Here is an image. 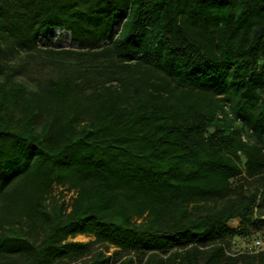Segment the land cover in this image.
<instances>
[{"label":"trees","instance_id":"trees-1","mask_svg":"<svg viewBox=\"0 0 264 264\" xmlns=\"http://www.w3.org/2000/svg\"><path fill=\"white\" fill-rule=\"evenodd\" d=\"M86 2L0 0V264H264L226 253L264 226V0ZM53 29L30 88L2 58Z\"/></svg>","mask_w":264,"mask_h":264},{"label":"rangeland","instance_id":"rangeland-1","mask_svg":"<svg viewBox=\"0 0 264 264\" xmlns=\"http://www.w3.org/2000/svg\"><path fill=\"white\" fill-rule=\"evenodd\" d=\"M56 2L62 3L65 6L67 3L75 4L82 11H88L86 0H56ZM121 20L118 21L114 26V32L117 33L120 29ZM22 33V32H21ZM20 35V33H19ZM19 37H9L7 39L1 40L3 47L7 44H12L14 41H18ZM58 50V49H72L79 50L77 44L72 43L70 39V32L65 29H53L46 33H42L37 37L36 49L30 51L22 50L20 52H8L2 58V61L8 63L9 65L17 69L18 77L24 81L30 88H34L39 81H43L48 77H56L59 73V69L53 67L47 63V56L43 52L48 50ZM90 63H83L81 69L84 71V75L88 77V80L98 79L99 75L95 73L93 68L91 69ZM74 67V66H73ZM71 69H74V68ZM88 83L86 86V91H91L90 85ZM53 195L55 197H65V201H69L72 196L71 192H68L66 188L57 185L53 186ZM240 222L238 220H233L228 223V227L231 230L238 229ZM256 239H260L264 242V226L259 230H252L248 235L236 236L230 240L229 250L233 253L243 251L247 246L251 245ZM68 240L88 242L93 241L94 237L92 235H78L73 239L68 238ZM94 248L105 250L104 247L100 245H95ZM108 254L115 251V248L108 247ZM79 264V263H71ZM138 264V263H136Z\"/></svg>","mask_w":264,"mask_h":264},{"label":"built area","instance_id":"built-area-1","mask_svg":"<svg viewBox=\"0 0 264 264\" xmlns=\"http://www.w3.org/2000/svg\"><path fill=\"white\" fill-rule=\"evenodd\" d=\"M242 161L244 162L243 159H242ZM263 249H264V242L262 240H260V239H256L254 242L251 243V245L247 246L243 251L236 252V253H242V252H245V253H255V252H258V251L263 250ZM226 253L228 255H234V254H236V253L231 252L230 250H227Z\"/></svg>","mask_w":264,"mask_h":264}]
</instances>
